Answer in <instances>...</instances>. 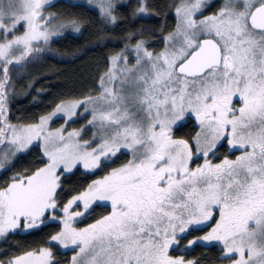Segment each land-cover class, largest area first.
Segmentation results:
<instances>
[{"label":"snow or ice","instance_id":"6c2138e0","mask_svg":"<svg viewBox=\"0 0 264 264\" xmlns=\"http://www.w3.org/2000/svg\"><path fill=\"white\" fill-rule=\"evenodd\" d=\"M53 3L0 0V173L38 149L0 179V264H264V0H173L159 41L128 32L88 94L13 119V73L86 26ZM90 4L100 31L126 7Z\"/></svg>","mask_w":264,"mask_h":264},{"label":"trees","instance_id":"16d2710c","mask_svg":"<svg viewBox=\"0 0 264 264\" xmlns=\"http://www.w3.org/2000/svg\"><path fill=\"white\" fill-rule=\"evenodd\" d=\"M172 3L173 0H149L151 9L155 11L143 18H132L130 12L136 3L130 0L128 3H124L126 7L119 10L122 14L121 22L100 31L102 25L99 23L94 7L65 0L55 1L49 8L50 10L58 13L70 12L72 15L82 17L86 21V26L79 33L65 32L64 35L56 38L51 45L55 49V56L44 55L35 63H30L13 73V90L16 93L11 101L13 119H15V115L19 114L38 116L47 112L61 97H79L82 94H88L89 89L94 87L98 71L104 69L105 58L124 46L123 38L128 32L142 28L144 37L150 38L152 41H159L163 35L159 29L165 20L168 24H174V17L168 9V5ZM73 4L76 6L73 7ZM167 30L165 28L164 31ZM148 46L158 49L162 43L152 42ZM29 81H34L31 89L27 87ZM37 156L38 149L33 148L28 155L16 160L8 172H3L0 179L9 175L13 170L19 171L21 168L27 167L29 162ZM92 178L94 177H89V179ZM50 230L43 229L40 233H35L30 237L18 236L9 239L19 241L38 239L42 232ZM0 247H4V245H0ZM205 251H208L209 257L214 254L210 248L197 247L187 255L198 257ZM69 254L70 252L57 253L58 256H69ZM203 260L208 261V257H203ZM218 263V261L215 262V264ZM61 264H64L63 260H61Z\"/></svg>","mask_w":264,"mask_h":264},{"label":"rangeland","instance_id":"374dc122","mask_svg":"<svg viewBox=\"0 0 264 264\" xmlns=\"http://www.w3.org/2000/svg\"><path fill=\"white\" fill-rule=\"evenodd\" d=\"M55 1H58V0H54ZM67 2H71V3H82V4H85L87 6H90V7H94L93 5L90 4V0H65ZM130 0H118V3H121V4H124V3H128ZM135 3H136V0H133ZM47 11H51V12H54L50 9H47ZM147 14H145L146 16ZM65 32H72L71 30H64V33ZM76 33V32H75ZM64 35V34H63ZM56 39V38H55ZM81 112H83V110L81 109ZM88 119L87 116H83L82 118L80 119H77L75 121H73V123L70 125V127H76V128H79L81 125L85 124V121ZM64 121L62 119H57L55 120V122L53 123V127H56L58 126L59 124L63 123ZM91 136V130H88L84 135H83V139H89ZM121 159H124V157H121ZM120 161H117V163H119ZM112 166H115V165H112L110 164L109 167H112ZM2 173H0L1 175ZM103 172H97V176L99 175H102ZM85 223L89 222V221H84ZM80 226H83L82 224ZM177 254H180V253H177ZM71 255V252L69 254V256Z\"/></svg>","mask_w":264,"mask_h":264},{"label":"flooded vegetation","instance_id":"af4514ba","mask_svg":"<svg viewBox=\"0 0 264 264\" xmlns=\"http://www.w3.org/2000/svg\"><path fill=\"white\" fill-rule=\"evenodd\" d=\"M177 134L179 135V134H182V130H178V132H177ZM219 151H221V152H224V153H227V148L226 147H222ZM205 231L207 230V229H204ZM190 253V252H189ZM175 254H177V253H175ZM180 254H184V253H180ZM188 254V253H187ZM189 257H191V256H189ZM219 264V263H218Z\"/></svg>","mask_w":264,"mask_h":264}]
</instances>
